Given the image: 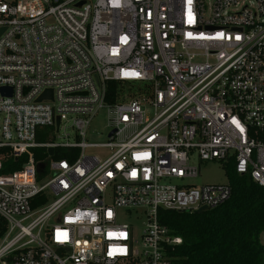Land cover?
<instances>
[{
  "label": "built area",
  "instance_id": "2783aa9c",
  "mask_svg": "<svg viewBox=\"0 0 264 264\" xmlns=\"http://www.w3.org/2000/svg\"><path fill=\"white\" fill-rule=\"evenodd\" d=\"M1 88L0 264H179L158 210L231 195L202 161L264 187V0H0Z\"/></svg>",
  "mask_w": 264,
  "mask_h": 264
},
{
  "label": "trees",
  "instance_id": "16d2710c",
  "mask_svg": "<svg viewBox=\"0 0 264 264\" xmlns=\"http://www.w3.org/2000/svg\"><path fill=\"white\" fill-rule=\"evenodd\" d=\"M76 154V149L60 148L52 158L71 161ZM44 156L40 150L36 153L37 159ZM22 160L8 159L0 171L15 170ZM222 164L231 188L224 204L200 212L158 210L159 223L171 236L181 238V244L171 252L179 264H264V245L259 241L264 229V187L248 174L236 173L233 160ZM4 229L0 218V236Z\"/></svg>",
  "mask_w": 264,
  "mask_h": 264
},
{
  "label": "rangeland",
  "instance_id": "374dc122",
  "mask_svg": "<svg viewBox=\"0 0 264 264\" xmlns=\"http://www.w3.org/2000/svg\"><path fill=\"white\" fill-rule=\"evenodd\" d=\"M106 116L104 111H100L90 122V125L86 132L85 140L90 143H102L106 141ZM62 135V130L59 133L55 132V135ZM52 136H47L46 139H50ZM106 150L101 147H88L85 149V154L94 155L98 157L104 156ZM224 168L222 162L216 160H207L200 163V172L195 177L189 180L193 185L200 184H223L226 181ZM118 218L126 220L127 216L122 209L118 210ZM135 221L134 235L137 237L140 234L141 223L143 220ZM128 221V220H127Z\"/></svg>",
  "mask_w": 264,
  "mask_h": 264
},
{
  "label": "water",
  "instance_id": "95a60500",
  "mask_svg": "<svg viewBox=\"0 0 264 264\" xmlns=\"http://www.w3.org/2000/svg\"><path fill=\"white\" fill-rule=\"evenodd\" d=\"M0 91L3 93L5 91V88H1ZM47 97H51V90L50 89L43 91V93H41V95L37 98V101L42 99V98H47ZM56 124H58V121H56ZM48 153L52 154V148L48 149ZM201 210H203V208L198 209L196 212H200Z\"/></svg>",
  "mask_w": 264,
  "mask_h": 264
}]
</instances>
